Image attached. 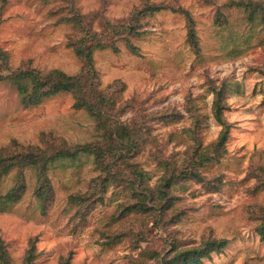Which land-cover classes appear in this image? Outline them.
Instances as JSON below:
<instances>
[{
  "label": "rangeland",
  "instance_id": "374dc122",
  "mask_svg": "<svg viewBox=\"0 0 264 264\" xmlns=\"http://www.w3.org/2000/svg\"><path fill=\"white\" fill-rule=\"evenodd\" d=\"M253 3L264 0H0V49L11 71L79 74L82 62L67 45L74 26L64 18L78 16L99 34L107 23L144 15L137 35L118 36L114 49L93 52L100 89L115 81L125 86L114 111L125 109L120 121L137 132L128 168L130 177L137 172L135 184L110 185L99 199L91 196L99 176L91 156L58 159L48 168L54 193L43 208L34 193L36 171L27 168L20 199L0 203V240L10 264H22L30 243L33 264H158L157 255L170 256L173 248L213 240L227 243L202 264H264V24L249 20L243 6ZM148 5L164 8L147 15ZM104 32L108 41L112 33ZM219 87L226 90L222 116L229 130L221 155L197 166L195 179L159 191L170 170L194 163V153L216 142L221 126L212 105ZM21 98L15 85L0 80V149L12 141L45 149L41 134L67 147L94 140V122L73 108L71 95L33 107ZM18 173L14 168L0 180V196ZM71 195L90 198L78 205ZM143 197L165 208L133 211Z\"/></svg>",
  "mask_w": 264,
  "mask_h": 264
},
{
  "label": "trees",
  "instance_id": "16d2710c",
  "mask_svg": "<svg viewBox=\"0 0 264 264\" xmlns=\"http://www.w3.org/2000/svg\"><path fill=\"white\" fill-rule=\"evenodd\" d=\"M249 10L248 19L253 21L259 17L264 24V4L253 3L243 5ZM164 7L148 5L144 9V14L152 15L159 12ZM187 15V13L185 12ZM144 16V15H142ZM133 15L127 20L122 21L115 26L105 23L104 28L112 34L108 41L104 37V31L99 34L91 28L90 22L84 23L78 16L77 18L62 20L63 23H73L74 34L68 39L67 45L72 48L75 55L82 62V69L79 74L67 75L59 70H51L47 74H41L35 69L11 71L9 68L8 55L0 49V80L6 81L17 87L22 95L21 102L24 107H33L39 104L42 99L53 97L59 93L71 95L73 108L83 110L94 122L96 135L94 140L83 145L67 147L68 145L60 139L41 134L40 143L45 149L39 146H23L16 141L5 148L0 149V180L12 169H17L19 175L16 185L6 193L0 196V203H16L26 189L24 171L27 168H34L36 171L37 186L34 193L40 199L43 208L47 206L53 196V187L48 177V168L51 162L58 159L75 160L80 155L91 156L93 166L98 171L99 176L92 182L95 190L91 196L101 198L110 185L116 187L132 186L136 182L137 172L133 177L128 175L129 160L134 156L138 148L136 140L137 132L120 121L119 113L122 110H115L117 104L116 95L124 91L125 86L120 81H115L107 87V90L100 89L97 73L93 63V52L95 50H105L106 48H115L114 42L118 36L137 35L140 28L141 17ZM188 16V15H187ZM75 24V25H74ZM192 21L188 19V42L191 46H196V39L192 29ZM122 34V35H121ZM118 37V38H117ZM132 48V47H131ZM137 49L133 47L132 52L136 54ZM114 88V89H112ZM220 88V87H219ZM225 89L222 87L214 89V100L212 105L213 117L221 126V131L216 142L201 151L194 153V163L185 164L181 169L169 171V174L160 180L159 191L164 188H170L173 184L196 178V167L216 161L221 155L220 149L226 143L228 135V125L223 119V94ZM124 112V111H123ZM122 112V113H123ZM140 177L143 174L138 173ZM139 181V179H138ZM262 188V187H261ZM71 195L70 201L81 205L87 201L88 197ZM90 198V197H89ZM144 199H138L133 205L132 210L144 214L151 213L159 209H164V202L161 205H148ZM158 214V213H157ZM159 215V214H158ZM260 235L264 237V225L260 228ZM225 240L206 241L199 246L192 247L183 251H177L174 248L163 256H158V264H202V259L210 252H218L226 245ZM34 244L30 243L26 250L22 264H33L35 259ZM141 262V261H140ZM142 263V262H141ZM0 264H10L6 247L0 240ZM62 264H69L68 261Z\"/></svg>",
  "mask_w": 264,
  "mask_h": 264
}]
</instances>
